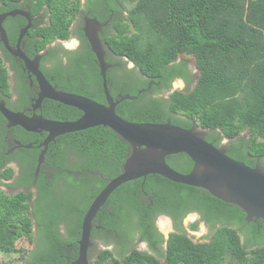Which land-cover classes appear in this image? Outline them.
I'll return each instance as SVG.
<instances>
[{
	"label": "trees",
	"instance_id": "obj_1",
	"mask_svg": "<svg viewBox=\"0 0 264 264\" xmlns=\"http://www.w3.org/2000/svg\"><path fill=\"white\" fill-rule=\"evenodd\" d=\"M0 1L18 5L20 0ZM25 2L31 6L32 14L43 11L48 17L46 24L29 29L25 36V52L29 57L31 52L42 50L55 39H68L75 30L71 29V25L81 10L80 0ZM115 2L120 7L115 6ZM125 3H130V6L126 7ZM95 5L100 9H95ZM83 9L89 11L88 16L100 21L107 20L110 9L113 10L111 22L114 32L105 39L109 50L107 56L126 57L136 66L137 71H132L139 75V79L131 82L125 75L128 71L115 78L116 70L122 69L120 66L106 70L110 95L114 99L129 96L115 106L119 116L140 123L169 121L183 128H190L194 120L206 130L204 138L214 146L219 147L223 138L229 141L225 149L228 156L251 167L258 160L264 168V0H87ZM75 31L84 40V60L80 59L78 67L76 58H72L66 66L42 67L44 75L49 79L52 73L62 72V75L73 79L75 74L81 73L88 77L91 86L79 91L75 87H64V91L106 103L96 56L80 27ZM180 54L194 57L197 80L193 87L196 75L188 67V61L179 57ZM51 56H54V51L49 49L47 57ZM176 77L183 78L186 88L173 90L167 98L150 95L148 90H139L147 88L148 83L153 81L150 91L158 93L161 89L170 88V82ZM7 80V68L0 57V91L8 92ZM50 82L55 83L53 80ZM63 108L67 112H59L58 116L48 113L46 117L74 120L81 114L75 107L63 105ZM8 130L13 131L23 144L16 151L27 154V162L20 165L25 169V178L23 181L18 178L12 185H33L36 194L31 200L33 193L29 188L14 194L0 189V247L10 253L9 260L4 264L27 257L29 249L11 247L14 237L11 242L4 240H7V233H12L18 235V240L25 238L32 242L33 219L39 224L37 247L41 259L31 256L29 260L33 261L29 262L60 264L59 250L64 242L72 243L73 260L83 215L107 181L121 172L131 147L103 125L58 135L47 144L40 164L41 171L34 178L43 147H37L36 143L32 147L26 145L36 137L37 143H40L42 135L20 126L6 129L2 120L0 170L12 156L5 154V134ZM172 157L181 158L184 161L182 167L174 166L170 161ZM165 161L183 173L193 166L185 153L166 156ZM13 174L14 169L6 166L1 170L0 177L9 179ZM143 191L154 195L152 208L161 203L155 211L167 209L177 223L185 212L199 210L204 212L207 220L211 213L219 217L223 215L222 226L217 227L210 239L205 241H201L204 238L196 240L184 231L171 232L165 249L160 253L127 247L123 237H127V233L123 229L134 214L139 220L136 225L147 230L146 222L149 220L144 212L150 208L139 197ZM166 201L168 204L164 205ZM245 217L246 214L238 206L204 189L174 182L158 174H148L119 185L97 211L93 221L100 219L103 230L117 232L119 238H123L120 243L125 246L116 254L104 248L89 264H222L226 261L230 264H264V223L260 218L256 222H247ZM231 222L236 225L234 228L228 225ZM60 225H63L66 234L60 233ZM257 225H260L259 230ZM191 226L196 228L197 224ZM245 226L251 228L247 240L241 239L237 230L243 231ZM96 231L94 224L92 234ZM113 233L109 232L107 236ZM144 238L153 250L150 239ZM108 241H111L110 238Z\"/></svg>",
	"mask_w": 264,
	"mask_h": 264
},
{
	"label": "water",
	"instance_id": "obj_2",
	"mask_svg": "<svg viewBox=\"0 0 264 264\" xmlns=\"http://www.w3.org/2000/svg\"><path fill=\"white\" fill-rule=\"evenodd\" d=\"M18 12L27 16L28 23L20 31L16 50L10 51L22 59L26 67L35 75L39 86L38 101L47 98L81 111L80 116L74 120H53L41 116L29 118L22 112L9 110L0 102V112L8 121V126L18 125L26 131L44 130L47 133L37 167L42 162L47 144L56 136L93 126L103 125L110 128L131 147L129 155L122 164L121 172L106 183L83 215L78 254L74 264H89L87 249L90 244L92 220L110 193L122 183L147 174H158L174 182L204 189L211 195L238 206L246 214V219L260 218L264 223V168L258 160L251 167L243 161L228 156L225 148L216 147L204 138L206 130L194 121L190 128H183L169 121L140 123L119 116L115 112V106L120 100L129 96L114 99L110 95L106 78L108 65L104 59L102 43L98 35L95 36L92 31L87 30L86 38L96 56L106 103H99L89 97L56 88L39 69L38 62L29 59L19 49V42L31 27V20L26 13ZM0 38L6 43V34L1 25ZM196 80L197 76L192 87ZM226 140L225 138L224 141ZM176 153H185L192 160L193 166L189 172L177 171L165 161L166 155Z\"/></svg>",
	"mask_w": 264,
	"mask_h": 264
},
{
	"label": "flooded vegetation",
	"instance_id": "obj_3",
	"mask_svg": "<svg viewBox=\"0 0 264 264\" xmlns=\"http://www.w3.org/2000/svg\"><path fill=\"white\" fill-rule=\"evenodd\" d=\"M80 2H81V10L79 11L77 16L73 20L71 29L76 30L77 28L80 27L85 38H86L87 30L92 31L95 36L98 35L102 43V46H103L105 44L106 37L108 35L113 34L112 31H114L113 25L111 22L113 10L110 9L111 13H109L107 20L100 21L96 17L88 16L87 13L89 11L87 9L85 10L83 9V6L87 2V0H80ZM115 6L120 7V4L118 2H115ZM97 7L98 6H96L95 9H97ZM30 9H31V6L27 2H25V0H20L18 5H8V4L3 3V1H0V22H1L0 25L2 29L4 30L6 34V38H7L6 43L0 38V57H1V63L7 68V78H8L7 81L9 83L8 92L0 91V102L3 103L4 106L8 108L9 110H12L14 112H22L25 116L29 118L39 117V116L48 118L46 117L48 113L58 116L59 112L60 113L67 112V110L63 108L64 104L61 105L60 103H54L53 102L54 100H50L47 98H43L40 101H38L39 86L36 81L35 75H33V73L28 69V67H26L22 59L15 56L10 51V50H14V51L16 50L17 48L16 44L18 42L20 31L28 23V19L26 18L27 16L20 14L18 11H22L26 13L31 20L30 21L31 27L28 28L23 38L19 42V49L22 52H24V54L29 59L33 60L35 58L34 60L38 62V67L42 71L43 74L44 72H43L42 67L45 69H52V68H58V66L60 65L66 66L69 64V61L72 58L74 59L76 58L77 60L76 65L78 67L80 63V59L83 58L82 53L85 51V46L83 45L84 40L82 39L81 35L74 30L71 32V35L73 36V39H74L71 43L64 44L62 40L55 39L52 42L48 43L46 47L43 48L42 50H39L35 53L31 52L30 54L31 57H29L27 53L25 52L26 34L28 33L29 29L43 26L48 21V17L43 14V11H40L38 14H32ZM12 12H15V14H8ZM46 17H47V20H45ZM23 20H25V22ZM103 48H104L103 50L104 59L106 60L107 65H108L107 71L110 68H113V66L122 67V69L116 70L115 78L120 77L122 75L121 72L128 71L127 73H125V75H126V78L130 82L133 81V79H139V75L132 71L136 69L135 66H128L126 61L124 62L121 57L113 56L112 53H110L112 57L111 58L108 57L107 53H109V50L107 46L106 48L105 47ZM49 49H52L54 51V56L47 57V53ZM108 59H110L111 61H107ZM95 62L97 63L96 58H95ZM89 65H91L90 62H89ZM132 65H135V64L133 63ZM188 67L189 68L191 67L194 73L195 69L189 65V62H188ZM130 71H132V73ZM83 74H86V72H84ZM61 75H62V72L60 73L54 72L49 76V80L55 81L54 86L60 90L64 91L63 89L64 87H75L79 91V90H84L85 87L89 88L91 86V82L88 80V77H86L85 75H82L81 73H79L78 75L75 74L73 76V79H71V77L68 75H62V76ZM177 79H179V81L182 82L183 84L182 86H184L183 88H186V83L184 82L183 78L176 77L170 82V88L161 89L159 90L158 93L154 91H150V87L153 81H150L148 83L147 88L139 89V90H148V93L150 95H154V96L157 95L158 97L162 99L167 98L168 95L173 90H175L174 81ZM60 83H63V85ZM51 119L68 120V119H55V118H51ZM2 120L4 121V127L6 129H10L12 127L18 126V125L8 126V121L5 119V117L0 112V122H2ZM17 133L20 136L18 130H17ZM38 133L42 135V141L40 143H37L38 137H36L35 140H33L32 142H29L26 146L30 145L29 147H32V145L36 143L37 147L38 146L43 147V142L47 137V133L43 130L39 131ZM224 139L225 138H223L222 141L220 142L219 147H223L226 149L229 141H224ZM5 141L7 145V151L5 152V154L7 155L12 154V156L6 162L5 167L11 166L14 169V174L9 179H3L2 177H0V189L3 190L5 193L14 194L19 190L27 191L28 190L27 188H29L33 193L31 196V200H33L36 194L35 186L31 185V186L25 187L23 185H12L16 180H18V178L20 181H23L25 178V174H26L25 169L21 167L20 165L23 162L24 163L27 162V159H26L27 154L23 155L19 153L18 151H16L17 149H20L23 146V144L21 143L20 138L15 136V133H13V131H9V130L5 134ZM170 155H166V156H170ZM170 161L176 167H182V165L184 164V161L181 158H177V157L170 158ZM40 171H41V166L36 167L34 178L38 176V173ZM140 186L141 188H143L142 182H140ZM140 193L141 194L139 195V197L142 200V202H144L143 204H146V206L150 208L148 211L144 212V216L149 220V222L148 221L146 222L147 230L143 229L142 227L137 226L136 223H138L139 220H138V216L134 214L132 219L126 223L125 229H123V232L127 233V237L125 236L123 237L125 238L126 244H128L127 247H131V246L136 247L137 245H140V246L146 247L148 251L160 253L161 250L165 249L167 236H169L171 232L184 231L196 240L197 239L200 240L201 238H204L205 240H209L213 232L215 231V229L217 227L222 226L221 219H223L222 218L223 215L219 217L218 215L211 213L210 215L208 214V216H210V219L207 220L206 216L205 217L203 216L204 212L199 211V210H190V211L185 212L184 214L181 215L179 219L180 222L177 223L173 219V217L171 216V214L168 212L167 209L166 210L161 209L158 212L154 210L155 208H157V206L159 207V205L161 204L160 202H158V205L155 208H152L153 202H154L153 194L148 195L144 191ZM157 200L159 201V199ZM163 204L164 205L168 204V201L163 202ZM110 207L111 206H108V208ZM252 220L253 222L257 221V219L255 218H252L251 220L246 219L247 222H250ZM162 221L165 224L162 225ZM32 222H33V225H32V237L33 238L31 242V247L29 248L28 255L24 259V264H31L29 262V261H33V260H29L31 256L33 258L41 259L40 257L41 254L38 251V247H37L38 246L37 237H38L39 224L38 222L35 221V219H33ZM93 222L94 221L92 220V226H91V231H90V244L87 249V256H88L89 262L92 259L96 258L98 256L99 251H101L104 248H109L113 251L114 254H116L117 251L121 250L125 246L122 243H120V241H123V238L122 237L119 238V235L117 232L115 233V231L103 230V228H101L100 219H98L94 223ZM193 223L197 224L196 228H193L191 226ZM94 224H95L97 231L96 233L92 234V229H93ZM228 225L233 228L236 226L234 222H231ZM259 228H260V225H257L256 229L259 230ZM197 229H200L199 232H196ZM237 230L240 232L241 239L247 240V238H249L248 235L251 233V228L249 229L245 226L243 231H241L238 228ZM59 231L61 234H66L65 229L63 228V225L59 226ZM109 232L110 234L111 232H114V233L112 236L108 237L107 233ZM144 236L150 239L153 250L149 247L150 243L146 238H144ZM109 238L111 241H108ZM111 238L112 239L119 238V239L116 241V240H112ZM78 240H77V243H78ZM61 242L63 243L62 240ZM62 243H60V246L62 245ZM71 250H73L72 243L64 242L61 249L59 250V253H60L59 256L61 260V261L59 260L60 264H74L73 262L77 258L78 248L76 251V257L73 260H71V257L73 255ZM52 264H55V263H52Z\"/></svg>",
	"mask_w": 264,
	"mask_h": 264
},
{
	"label": "rangeland",
	"instance_id": "obj_4",
	"mask_svg": "<svg viewBox=\"0 0 264 264\" xmlns=\"http://www.w3.org/2000/svg\"><path fill=\"white\" fill-rule=\"evenodd\" d=\"M126 7H129L130 6V3H125ZM123 14L125 15L126 14V11L123 10ZM46 16V15H45ZM45 20H47V17L45 18ZM114 31H112L113 33ZM60 40V39H58ZM73 36L70 34L69 38L68 39H64L62 40L64 42V44H68V43H71L73 41ZM106 48V45L104 44L102 46V49L104 50V48ZM180 58H184L186 59L188 62H189V65L192 66L195 70H194V73L195 75L197 76V70L194 66V57L192 55H183V54H180L179 55ZM124 61L127 62V65L128 66H135V65H132L133 62L130 61V60H127L126 57H121ZM136 67V66H135ZM46 77V76H45ZM47 78V77H46ZM49 82L50 80L47 79ZM51 83V82H50ZM52 84V83H51ZM53 85V84H52ZM174 85H175V89H183L184 86H182V82L179 81V79L175 80L174 81ZM193 85V84H192ZM68 92V91H67ZM72 93V92H71ZM80 95V94H79ZM65 105V104H64ZM68 106V105H67ZM244 135H246V131L243 132ZM227 141V140H226ZM165 224L163 221H162V225ZM201 227V225H200ZM200 229H197L196 232H199ZM8 236H6V239L7 240H4L6 242L10 241L11 242V238L14 237V239L12 240V244L11 247H13L14 249L17 248V247H21V248H24V249H29L31 247V242L28 241L27 239L25 238H20L18 240V235H15V234H12V233H7ZM201 241H205V239H201ZM30 242V243H29ZM135 248L137 249H140V250H147L146 247L144 246H140V245H137ZM148 251V250H147ZM153 252V251H151ZM155 253V252H154ZM10 258V253L4 251L1 247H0V264H4V262H7ZM12 264H24V259H16L14 260V262ZM222 264H230L229 262H223Z\"/></svg>",
	"mask_w": 264,
	"mask_h": 264
},
{
	"label": "bare ground",
	"instance_id": "obj_5",
	"mask_svg": "<svg viewBox=\"0 0 264 264\" xmlns=\"http://www.w3.org/2000/svg\"><path fill=\"white\" fill-rule=\"evenodd\" d=\"M101 42V41H100ZM35 59V58H34ZM34 75V74H33ZM54 86V85H53ZM194 121V120H193ZM44 131V130H43ZM124 140V139H123ZM131 149V148H130Z\"/></svg>",
	"mask_w": 264,
	"mask_h": 264
}]
</instances>
